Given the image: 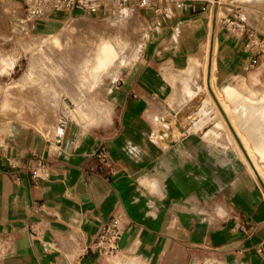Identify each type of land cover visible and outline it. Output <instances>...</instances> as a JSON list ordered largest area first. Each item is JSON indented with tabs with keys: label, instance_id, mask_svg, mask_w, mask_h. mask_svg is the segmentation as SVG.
<instances>
[{
	"label": "crops",
	"instance_id": "obj_1",
	"mask_svg": "<svg viewBox=\"0 0 264 264\" xmlns=\"http://www.w3.org/2000/svg\"><path fill=\"white\" fill-rule=\"evenodd\" d=\"M240 3L264 16L258 11L264 12V3ZM204 4L186 1L165 14L144 12V52L120 78L143 45L133 56L124 51L116 62L109 54L98 59L97 36L86 67L91 89L117 77L106 92V115L92 116V123L68 121V114L77 118L76 104L64 91L69 113L57 121L45 95L34 102L28 92L26 101L8 102L9 87L0 84V264H129L133 259V264H264V189L258 183L264 178L254 166H244L240 142L251 155L235 127L237 147L225 133L212 139L190 132L166 148L154 136L174 113L171 100L179 82L190 79L182 73L203 60L194 57L203 42L207 46L213 21ZM85 12L96 9L60 13ZM117 15L101 33L114 31ZM215 45L211 81L244 93L255 108L264 107V88L255 90L254 84H260L264 70L250 69L255 54L248 44L219 30ZM18 59L5 58L11 64L0 73H11ZM4 110L17 115L4 118ZM241 125L264 168V121ZM100 149L106 151L105 163ZM116 213L124 215L118 253L104 257L89 250Z\"/></svg>",
	"mask_w": 264,
	"mask_h": 264
},
{
	"label": "rangeland",
	"instance_id": "obj_2",
	"mask_svg": "<svg viewBox=\"0 0 264 264\" xmlns=\"http://www.w3.org/2000/svg\"><path fill=\"white\" fill-rule=\"evenodd\" d=\"M19 9L20 4L17 0H0V55H2L0 69H7L11 64L4 61L5 58L11 59L19 56L11 73H0V75H4L0 77V84L9 87L6 92V101L10 102L12 97L14 101H26L25 94L29 92L35 95L34 102H37L42 100L39 96L45 95L46 102L51 104L52 114L55 115L57 121H60L63 113H69V108L61 96L64 91V94L76 104L77 118L73 119L68 114V121L92 123L96 121L91 120L92 116L99 115V117H102V115H106L107 89L111 81L105 83L98 91H93L86 71L89 60L94 56L93 50L97 42V36L99 38L101 35L112 36L118 34L126 45L125 51L129 50L131 56L139 51L140 44L143 45L137 57L131 60L128 67L120 71L118 77L120 78L122 73L138 61L144 52V41L148 32V22L145 15H141L139 10L135 8H132L134 11L131 14L129 11L126 14L121 13L114 20V31L107 35L100 31L102 28L110 29V20L115 18V14H109L108 12L98 14V11H96L95 13L85 12L78 17H71L59 13L37 22L32 27L21 25L18 19ZM215 9H218L216 13ZM219 11L221 16L218 18ZM252 11L254 10L247 8L236 0H217L210 16L213 18L212 26L214 24L216 33H219V30L229 32L243 38V41L248 44L249 51L254 52L255 56L253 58L257 60L254 67L250 66V69L252 71L264 70V51H262L263 48L260 44L264 42V34H262L264 32V16L252 14ZM258 11L264 13L261 10ZM208 41L210 42V37ZM204 44L205 42H203L200 53L194 59L203 58L207 47ZM258 44L260 45L258 46ZM203 65L202 63L195 64L193 69L187 68L182 73V77H190L192 82L195 80L196 82H193L194 87L198 83L204 85L205 68ZM14 81L16 82L13 83ZM215 81L218 84L216 79ZM259 83L254 82L255 90H257L256 85L259 89L264 88V78H261ZM179 91L182 92L181 82H179L172 97L171 107L179 110V115L182 118H189V115L193 113V109L200 105L202 97L205 95L201 94L202 97L199 96L187 106H182L179 101L181 98ZM3 97L4 92H1L0 105ZM175 102L177 106H175ZM172 109L163 116L170 112L173 113ZM175 110L167 118L177 116L176 120H178L179 116ZM16 113L17 111L14 114L10 110H4L3 116L10 119L12 116H16ZM29 114L33 115L31 111ZM172 119H169L170 123L172 122L171 124L176 126V123H173L175 120ZM51 120H54V118L52 117ZM154 136L160 140L159 126L154 131ZM160 144L163 148H166L161 141ZM258 183L264 189V183L261 181Z\"/></svg>",
	"mask_w": 264,
	"mask_h": 264
},
{
	"label": "bare ground",
	"instance_id": "obj_3",
	"mask_svg": "<svg viewBox=\"0 0 264 264\" xmlns=\"http://www.w3.org/2000/svg\"><path fill=\"white\" fill-rule=\"evenodd\" d=\"M211 1H214V0H211ZM237 1L245 2V3L256 2L258 4L264 3V0H237ZM96 11H98V10L96 9ZM127 11H129V13H130L131 11H134V10H132V8H124V9L119 10L118 12H114V13L108 12V13L109 14H115V15H117V13H118V15H120L121 13L126 14ZM139 12L142 15L145 11L140 10ZM208 12L212 13V7H210ZM218 13H219L218 18H219L221 16V12L219 11ZM215 32H216V29L214 30V27L212 26L210 42L209 41L207 42L206 51L203 54L204 55L203 60L202 61L200 60L199 62L197 61L199 64H201V63H202V65L204 64L203 65V67L205 68V70H204L205 71V78L203 80L204 85H199V83H198V84H196V87H194L193 82L195 80L192 82L191 78L190 79H187V78L181 79L180 78L181 84H182V92L180 93V91H179V93L181 94V95L179 94L181 96V98L179 99V101L181 103L180 105H182V106L186 105L187 106L191 101L193 102V100L197 99L199 96L202 97L201 94H204L205 96L202 97L203 98L202 100L200 99L201 103L199 102L200 105L199 106L197 105L198 107L195 106L196 104L194 105V107H196V108L195 109L192 108L193 113H191L189 115V118H182L179 115L180 111L175 110L173 108L177 112L179 118H178V120H176L177 116H174V118L172 117L173 119L167 118L168 117L167 116L165 119L162 120L163 121L162 124L159 125L160 141L166 147H169L171 144H174L173 142L177 141V139H179L183 136H186L190 132H200V133H202V135L204 134L205 136H209L212 139H216V138L222 136V133L225 132V134H227V136L229 137L232 145L234 147H237L238 144L234 140L233 135H234V133L235 134L238 133L240 135V137L242 138V141L244 142L245 146L247 147V149L251 155V157H250L248 152L246 151L244 145L242 144V142H240V145L242 146V151L244 154V155L241 154V158L245 164L244 166L250 168L251 170H253L252 166H254L256 170L258 169L257 171H258L259 176L261 178L262 177L264 178V168H262L260 166L258 159L256 158L254 151L252 150V148L248 142V139H247L244 131L241 128L242 121H264V107L255 108V106L250 105L251 103L253 105V102H251V100H250L251 103L250 102L246 103L247 97L244 95V93H239L230 87H225L223 89H220L214 81H211L212 62H213V75H214L215 69H216L215 59H214L215 55H216V51H217V45H215V47H214ZM98 39H99V44H100L99 45V51H98L100 56L98 55L99 56L98 59L104 58L102 56H105L107 54H109L113 57L114 62H116L118 60V58H121L123 52L125 51L126 45L120 39L118 34H114L112 36L101 35ZM1 56L2 55H0V59L2 58ZM98 63H99V61H98ZM100 63L102 64V61ZM101 69L102 68L100 67V69L96 68L95 70H101ZM95 74H98L97 71ZM206 75H207V78H206ZM116 77L117 76H115L113 79H116ZM106 81H107V79H106ZM179 101H177V102H179ZM175 106H177V103ZM184 107H182V108H184ZM183 111H185V110H183ZM169 119H172L173 121L175 120L173 123H176L175 124L176 126L171 124L172 122L170 123ZM233 126L235 127L237 133H236ZM63 127H64V120L61 121V128H63ZM220 138H218V139H220ZM224 145L226 146V144H224ZM262 156H263V160H264V155H262ZM250 173H251V171H250ZM133 260L135 261V259H133ZM133 262H131V263L129 262V264H133Z\"/></svg>",
	"mask_w": 264,
	"mask_h": 264
},
{
	"label": "built area",
	"instance_id": "obj_4",
	"mask_svg": "<svg viewBox=\"0 0 264 264\" xmlns=\"http://www.w3.org/2000/svg\"><path fill=\"white\" fill-rule=\"evenodd\" d=\"M20 4L19 21L23 26H32L46 18L60 12H72L74 10H102L104 13L118 12L124 8H135L152 12L156 15L169 12L174 5L182 8L186 1L195 2L198 0H17ZM205 4L203 11H207L215 5L217 0H199ZM219 2V1H218ZM245 26V25H244ZM262 51H264V42H261ZM258 44V46L260 45ZM261 51V50H259ZM257 62L253 60V64ZM99 158L107 162V154L104 149L97 153ZM41 165V164H40ZM42 166V165H41ZM34 176H40L38 170L33 171ZM124 234V215L122 213L114 214L111 219L102 227L94 244L88 249L95 250L104 257H113L119 251L120 240Z\"/></svg>",
	"mask_w": 264,
	"mask_h": 264
}]
</instances>
